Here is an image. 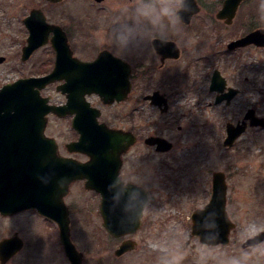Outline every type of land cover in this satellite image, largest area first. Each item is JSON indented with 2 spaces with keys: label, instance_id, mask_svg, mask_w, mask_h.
<instances>
[{
  "label": "flooded vegetation",
  "instance_id": "obj_1",
  "mask_svg": "<svg viewBox=\"0 0 264 264\" xmlns=\"http://www.w3.org/2000/svg\"><path fill=\"white\" fill-rule=\"evenodd\" d=\"M189 25L173 27L174 30H158L144 45L138 41L122 40L121 32L117 39L106 41L103 45L93 41L73 42L62 27L68 37L72 64L60 73L59 79L40 89L44 105L56 108L44 115L47 141L43 145L45 186L52 191L50 198L55 199L53 202L67 212L70 237L74 243L79 212L86 204L93 218L100 223L97 231H104L108 240L115 243L114 248H104L100 242L98 249L92 250L93 255L80 250L75 243L82 252V264H153L151 249L139 246V235L153 223L154 191L158 189L160 170L164 173L163 169L167 166L172 171L177 168V171L186 154L185 142L189 136L185 126L188 119L186 111L190 106L182 97L195 90L210 92L213 97L208 102L210 107H231L244 92L247 98H253L254 80L253 76H249L246 62L251 55L246 54L255 49L264 51V47L251 43L230 49L228 45L261 27L233 38L227 43L226 52L216 50L217 41H209L207 46L197 45L192 52L189 32L185 30ZM53 36L51 32L50 38ZM158 38L169 41L168 46L171 47L158 48L154 44V39ZM202 49L207 50L199 53ZM223 54L234 57L232 75L219 64ZM101 55L102 59L96 62ZM53 56L56 59L54 48ZM206 63H209L208 68L204 66ZM216 71L225 81L222 90L211 88ZM230 92H237L230 101L226 98L217 102L220 95ZM254 106L253 103L247 104L243 118L232 122L235 125L246 123L242 136L255 129L264 130V127L252 126L251 121L246 120L247 113L255 109ZM156 139H162L169 149H161ZM0 143H5L7 150V159L0 154V175H3L8 173L10 154L14 156V145H11L14 140L11 137L0 138ZM161 176L167 177L166 174ZM103 191L112 192L110 198L113 203L121 202V197L126 195L133 200L140 193L147 194L137 229L120 236L106 229L102 215ZM79 194L87 197L85 205L83 202L80 205ZM27 211L38 213L33 208L8 215L0 211V216L14 217ZM39 216L54 228L60 244L58 254L63 263L71 264L61 241L58 223L49 217ZM15 235L22 239V248L5 264H35L28 260L26 254L29 240L19 232L8 237ZM125 241H132L134 245L138 243V247L117 254Z\"/></svg>",
  "mask_w": 264,
  "mask_h": 264
},
{
  "label": "rangeland",
  "instance_id": "obj_2",
  "mask_svg": "<svg viewBox=\"0 0 264 264\" xmlns=\"http://www.w3.org/2000/svg\"><path fill=\"white\" fill-rule=\"evenodd\" d=\"M223 1L198 0L201 10L185 28L189 32L192 52L197 45L207 46L209 41H217L216 50L226 52L227 43L233 38L252 28L264 27V0L243 2L232 25L216 18ZM180 4L173 0L171 7L179 9ZM145 6H154L156 12L147 17L141 15L139 10ZM39 7L43 8L50 23L67 30L73 42L93 41L103 45L117 39L121 32L122 40L138 41L144 45L156 31L174 30L173 27L184 25L177 11L175 16L157 18L160 0H63L58 3L0 0V56L6 58L0 63V88L21 77L45 75L54 66L55 57L50 44L36 50L29 60L23 62L21 59L22 48L29 35L23 20L33 8ZM246 55H251L246 62L249 76L254 80L253 98H247L244 92L231 107H210L208 102L213 98L210 92L195 90L182 97L190 106L186 111L188 119L185 126L189 135L185 142L186 154L177 171V168L172 171L167 166L164 173L160 170L158 189L154 191L153 223L139 235V246L151 249L153 264H164L176 256L182 257L180 264H230L233 259L239 260L240 264H264V242L243 249V243L249 237L264 230V130L255 129L244 134L231 147L223 144L226 123L243 118L247 104H255L257 114L264 116V51L255 49ZM219 64L226 73L233 74V56L223 54ZM204 66L208 68L209 63ZM200 88L204 89L203 86ZM214 171L226 173L227 209L237 223V230L232 233L226 248L202 244L197 237L188 243L191 213L210 200ZM162 174L167 177H162ZM78 199L80 205L88 201L81 194ZM79 216L74 241L80 250L93 255L92 250H97L100 242L101 247H115L104 231H97L100 223L93 218L87 204ZM15 232L29 240L26 250L29 261L64 264L58 254L60 244L54 228L47 225L38 213L27 211L14 217L0 216V240Z\"/></svg>",
  "mask_w": 264,
  "mask_h": 264
},
{
  "label": "water",
  "instance_id": "obj_3",
  "mask_svg": "<svg viewBox=\"0 0 264 264\" xmlns=\"http://www.w3.org/2000/svg\"><path fill=\"white\" fill-rule=\"evenodd\" d=\"M47 1L58 3L63 0ZM243 1L224 0L222 8L217 13V18L224 20L227 24H232ZM198 12H200V7L196 0H182L177 11L179 18L185 24H190L192 17ZM24 23L29 30V37L27 44L23 47L22 60L27 61L35 50L50 42L56 50V61L54 69L48 75L20 78L0 88V138L11 137L14 140V143H11L14 145V156L10 154L8 173L0 175V211L4 214H13L36 208L40 214L55 220L59 224L61 241L71 264H82V253L70 237L67 212L61 210L58 203L53 202L55 199L50 198L52 191L45 186L43 172L45 160L43 145L47 143L44 134L46 123L44 115L56 108L44 105L40 89L59 79L60 73L72 64L68 37L60 25L48 22L42 7L33 8L24 19ZM51 32H54V36L50 39ZM168 43L170 42L164 39H154V44L160 49L171 47ZM251 43L264 47V28L255 29L243 38L230 42L228 47L234 49ZM102 57L103 55L96 62H99ZM5 59L4 56H0V63H3ZM211 88L218 90L225 88V81L219 71L214 74ZM236 93L220 95L217 102H222L226 98L230 101ZM246 120H250L252 126L264 127V117L258 116L255 109L249 110ZM245 130V122L239 125L229 122L224 146L234 145ZM156 141L161 149H169L168 144H165L162 139H156ZM3 144L4 146H1ZM5 145V143H0V154L2 158L7 159ZM212 182L213 193L210 201L203 208H197L192 214L193 225L188 243L194 236H198L203 244H221L222 248H226L231 241V233L237 230V224L231 219L227 210L226 173L215 171ZM102 193L104 226L111 234L120 236L139 227L147 200L146 193L138 194L133 200L126 195L121 197V202L118 203L112 202L111 191ZM55 194L54 192L53 196ZM117 211L120 212L117 213ZM262 242H264V231L248 238L243 243V248ZM21 248L22 239L18 235L2 239L0 241L1 264H5ZM132 248H135L134 243L125 241L117 250V254L121 255Z\"/></svg>",
  "mask_w": 264,
  "mask_h": 264
},
{
  "label": "clouds",
  "instance_id": "obj_4",
  "mask_svg": "<svg viewBox=\"0 0 264 264\" xmlns=\"http://www.w3.org/2000/svg\"><path fill=\"white\" fill-rule=\"evenodd\" d=\"M174 2L178 5L182 2V0H174ZM161 7L159 8L157 18L160 16H175L176 11L179 9H173L171 7L173 0H160ZM140 14L144 16H150L151 13L156 12L154 6H145L144 8L140 9ZM247 256V253L245 254ZM182 257L176 256L170 260L164 261V264H180V260ZM230 264H240L239 260L233 259Z\"/></svg>",
  "mask_w": 264,
  "mask_h": 264
}]
</instances>
